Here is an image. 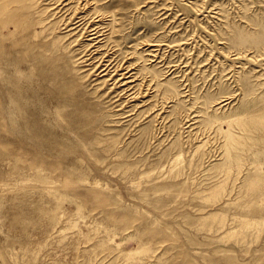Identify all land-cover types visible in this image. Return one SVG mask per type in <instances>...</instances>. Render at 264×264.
Returning a JSON list of instances; mask_svg holds the SVG:
<instances>
[{"label": "rangeland", "instance_id": "374dc122", "mask_svg": "<svg viewBox=\"0 0 264 264\" xmlns=\"http://www.w3.org/2000/svg\"><path fill=\"white\" fill-rule=\"evenodd\" d=\"M108 1V10L121 17L114 26L120 29L115 37L122 49H146L141 43L147 39L167 44L149 64L156 62L153 67L178 84L183 104H169L164 116L170 121L159 123L154 115L141 116L134 102L118 111L124 98L114 103L113 95L99 88L97 76H86L71 56L54 48L21 49L14 61L25 70L21 84L31 85V100L16 121L0 111V264H123L131 257L141 264H264V177L251 183L233 178L246 168L249 173L255 166L264 169V141L248 142L241 168L233 166L226 181L220 140L212 137L205 159L201 155L198 165L189 166L192 147L202 136L197 138V124L194 131L181 129L192 113L213 107L222 106L217 117H225L254 102L264 106V0H203L200 14L192 7L195 0ZM103 20L111 28L110 19ZM242 51L250 57L236 56ZM11 99L0 97V109H7ZM131 112L133 117H126ZM180 150L188 167L177 179L160 180V166ZM44 179L63 191L59 203L44 193ZM166 183L173 187L154 188Z\"/></svg>", "mask_w": 264, "mask_h": 264}, {"label": "bare ground", "instance_id": "6f19581e", "mask_svg": "<svg viewBox=\"0 0 264 264\" xmlns=\"http://www.w3.org/2000/svg\"><path fill=\"white\" fill-rule=\"evenodd\" d=\"M205 1L206 0H204V2ZM107 2H110V1H108V0H0V87L1 86L4 87V88H0V91H3V92H1L0 97L3 100L8 99V98H10V99L12 98L10 101V106L7 109H5V110L0 109V111H2L3 114H7L8 116H10V118L13 121H16L18 119V117L19 118L23 117V110H24L23 105L27 104L28 101L31 100L30 95H27L28 94L27 88H30L31 85L26 84V82H23L21 84V79L24 76H26L25 70L18 67V64H21L19 61H14V60H16V54L19 53L21 51V49H23L25 47H32L34 50L37 49L38 51L44 50L45 48H49V50L53 49V48L56 50L58 49V51L60 50V53H59L60 55L71 56V63L72 64H74V65H76L77 63H79V65L82 64V67H83L82 69H84L83 71L87 72L86 76H89V75L94 73V75L97 76V78L95 79L96 81H98L97 84H100V85H98L99 88H100V86L104 87V90L105 89L107 90L104 92L105 94L110 93L109 96L113 95L112 99L113 98L116 99L114 103L121 100V98H119V97L124 98V100L120 104L118 103V105H117L119 107L118 111L124 110L126 108V106H125L126 103L129 104V102L130 103L134 102V103H136L133 106L134 110L135 109H137L136 111L141 110V112H139V114L141 113V116L143 115L145 117H148L150 115L151 116L154 115L155 122L158 121L157 123H159L160 119H162V120H166V118L168 120L170 119L169 118L170 115L168 117L164 116V112L165 113L167 112V109H169L168 107H170L168 105L171 104L172 102H175V103L180 102L183 104V101L182 100L180 101L179 99H182L181 97H183V96H181V95H183L184 93L182 94L181 92H179V88L177 86L178 84H176L175 81L167 80L164 77V74L162 73V71L160 72V71L156 70L155 67H153V65H155V63H156L155 61H154L155 62L154 64H149L150 61H152L154 58H156L158 56L159 50L162 49L167 44L161 40L147 39V40L143 41V43H141L147 47L146 49H142V50H138L137 48H134L133 50L122 49V44L115 37V34H119L120 29L117 28V29H119V30H117L115 28L116 26H114V25H116L114 23L122 22V21H120L121 17L119 20V18H117L116 11L108 10V6L106 5ZM111 2H112V0H111ZM192 2H193V0H192ZM191 4H192V7L194 8V10L199 14L202 13L205 9L204 8L205 5L203 3V0H195V2H193ZM115 6H117V5H115ZM176 7H178V6H176ZM208 8H209V6H208ZM170 9H171V7H170ZM213 9H214V7H213ZM116 10H118V9H116ZM179 10H182V9H179ZM135 11H139V10H135ZM122 12H123L122 14H124V11H122ZM119 13H120V11H119ZM25 15H28L27 17L29 19ZM183 15H184V13H183ZM102 19H110L109 23H111L110 24L111 28L109 27V24L104 22V20H103V23H100V22H102L101 21ZM117 19L120 22L119 21L117 22ZM192 22L194 23L195 20ZM27 24L28 25L31 24V25H33V27L31 29H25V26ZM195 26H196V24H195ZM58 29H61L62 31L63 30H66V31H63L62 33H60V32H57ZM195 31H197V30H195ZM195 35H194V37H195ZM190 38H192V37H190ZM82 39H85V40H82ZM196 40H197V37H196ZM181 42L183 43V41H181ZM176 43H178V42H176ZM176 43H173V44H176ZM180 43L178 44V46L181 45ZM185 43H186V41H185ZM197 43H198V41H197ZM193 44H195V43H193ZM139 46H140V43L138 45H136V47H139ZM172 46H174V45H172ZM128 47H131V46H128ZM131 48H133V47H131ZM166 48H168V47H166ZM184 49H185V47H184ZM167 50H169V49H167ZM180 50H182V49H180ZM238 51H239V49H238ZM118 52H120V54ZM242 52H239L236 56L250 57L246 53L247 51L246 52L242 51ZM163 55H165V54H163ZM182 59H183V57H182ZM248 59L252 60L251 58H248ZM159 61H160V59H159ZM163 64H164V62H163ZM186 64H185V66H187ZM175 65H177V64H175ZM263 66H264V64H263ZM31 69H35V67H32ZM8 70H12L11 80H8L6 77ZM31 72H34V71H31ZM32 75H33V73H32ZM53 76H54V74H53ZM183 77H185V75ZM187 78H189V77H187ZM183 79L184 78H182V80ZM7 84H9L8 88H7ZM187 85H189V84H187ZM4 89H5V91H4ZM190 93H191V91H190ZM190 93H188V94H190ZM94 94H95V91H94ZM7 95H8V97H7ZM59 95H61V94H59ZM248 95H250V94H248ZM188 99H189V97H188ZM251 101H253V100H251ZM187 103H188V101H187ZM188 104H186V105H188ZM262 105H256V103L254 102V104L252 106L254 108L248 107L249 109L246 108L247 110L242 109V111L239 110V112L235 115H228L225 117H219V116L217 117V115L219 113L218 111L222 109V106L218 107V108L212 106L214 108V110H211L212 108H210L209 111L202 112V113L200 112V114H196V115H194V113H192L193 115L191 118H189L191 114L188 115L189 119L185 120L187 122L186 123L187 126L186 127L183 126L184 128L182 127L181 129L185 130L186 128H191L193 130L192 127L197 124L195 129L197 128V132H198V130L200 132V134L198 132L197 138L199 136H202L201 140L197 141L195 143L194 147H192L193 149H192V153L188 159V165L191 166L194 163H196V165H198L200 162L199 157L201 155H204V159H205V156L207 155V148H209L208 147L209 140H212V137H213L217 140H220L219 146L222 149V161H223V164H222L223 169L221 172L225 171L226 172L225 175H227L228 173L229 174L231 173V169L233 168V166H237L238 169L241 168L242 160H243V156L241 154V151L245 150V147L248 146V142L251 141L255 145V143L264 141V135H262L264 133H262L260 135L258 134L259 132L264 130V106H262ZM178 106H181V105L179 104ZM192 107H190L191 108L190 110H194V106H192ZM26 108H27V106H26ZM183 108H185V106H183ZM58 109H59V107L56 108V112L58 111ZM115 109H117V108H115ZM24 111H27V109ZM170 111L168 110V112H170ZM181 111H183V110L181 109ZM125 112H127V111H124L123 113H125ZM132 112H135V111H132ZM132 112H131V114H128L127 116L126 115L125 116L126 117H129V116L133 117ZM186 112H187V110H186ZM195 112L198 113V111H196V110H195ZM123 113H122V115H123ZM36 114H37V112H36ZM174 114H176V112ZM131 117H130V119H131ZM174 118H175V116H174ZM178 118H180V117H178ZM186 118H187V116H186ZM58 121H60V120H58ZM165 123H167V122L164 121V124ZM177 123H178V121H177ZM226 123H227V125H225ZM61 124H63V123H61ZM180 124H181V122H180ZM183 125H184V123H183ZM77 126H79V125H77ZM161 126H162V128L165 127L163 125H161ZM167 126H168V123H167ZM176 126H178V125H176ZM80 128H78V129H80ZM181 129L179 130L180 134H181V131H183ZM191 129H189V130L191 131ZM165 130H167V129H165ZM173 130H175V128H173ZM190 131H188V132L190 133ZM151 132H150V134H152ZM168 132H170V130ZM168 132H167V134L169 135ZM143 134H144V131H143ZM162 134H163V132H162ZM102 135H103V133H102ZM147 135H149V132ZM158 135L159 134H157V136ZM168 135L166 137H168ZM154 136H153V138H154ZM171 136H173V135H171ZM181 136H182V134H181ZM26 137H27V135H26ZM119 138L120 137H118L117 140ZM150 138L151 137H149V143L151 141ZM159 138H161V137H159ZM170 139H172V138H170ZM195 140L196 139H194V141ZM94 141H99V136L96 137ZM111 141H113V140H111ZM115 141L116 140H114V143H115ZM124 142H126V141H124ZM163 143H164V141H163ZM166 143H168V142H166ZM187 143H188V141H187ZM116 145L117 144H115V146ZM190 145H192V144H190ZM88 146H90V145H88ZM186 146L187 145H185V147ZM83 149H85V148H83ZM112 149H114V146ZM52 151H53V149H52ZM187 151H188V149H187ZM109 154L110 153H108V155ZM183 155L184 154H182V151L180 150L179 153H177L175 155L176 157H174V159L169 158L170 160L169 161L167 160V163H166L167 170L165 169V166H166L165 164H162L160 166V174L163 173L162 176L159 177L160 180L161 179H172V180H174V179L179 178L182 175L184 169L188 167V165H185V162L182 161V158L184 157ZM211 155L212 154H210L207 157V160L212 158L213 155L212 156ZM164 156H165V154H164ZM135 158H136V156H135ZM77 160L81 161L83 159L81 157H77ZM117 163H119V162H116V164ZM183 164H184V166H183ZM252 166H255V165H251V167ZM255 167L257 169L253 173H249L250 170H248V168H246L245 172L243 174L238 175V173L241 172L240 171L237 173L238 176L233 177V178L238 179L242 176L243 179L245 178L244 179L245 183L246 182L251 183V182L255 181L256 179L260 178L261 175L263 178L264 177V169L261 170L260 167H257V166H255ZM162 169H165L166 172H163L164 170H162ZM242 169H243V167H242ZM39 171H42V170H39ZM151 174H152V172H151ZM229 174L226 177V181H228V179L231 176ZM147 175H148V173H147ZM149 175H150V173H149ZM144 177L145 178L147 177L146 174L144 175ZM149 177L150 176H148L147 178H149ZM48 179H44V182H43V183L47 184L43 188L44 193L53 194L54 196H56V198L55 197L54 198L57 199V201H58V202L57 201L56 202L59 203L60 199L64 193H63V191H59L57 188H55V186H54V185H56L55 181H51ZM186 179L187 178H185L184 181H181L182 184L186 182L185 181ZM135 181L131 183L133 186L136 185ZM187 181H188V179H187ZM40 182H42V181H40ZM141 182H143V181L141 180ZM234 182H235V180H234ZM43 183H40V184H43ZM171 183H166L164 185H155L154 188H163V187L171 188V187H173V185ZM136 187L134 186V188H136ZM63 215L64 214L62 213L61 217L58 219V223L63 220L62 219ZM245 221H243V222H245ZM54 229H56V228H54ZM79 231L81 232V229H79ZM88 241H87V243H88ZM83 242H85V241H83ZM118 245H120V243H118ZM131 252H134V251L132 250ZM131 252L127 251V253H128L127 255H130V257H131ZM124 257L127 259L126 256H124ZM102 258H103V256L101 257V259ZM132 258L133 257H131L130 259L132 260ZM136 258H137V256H136ZM104 259H106V256ZM130 259H127L129 261H127V263L126 262L125 263L126 264H141V262H142V261L141 262L138 261L139 259L133 260V261H130ZM104 262H105V260H104ZM125 263H123V264H125Z\"/></svg>", "mask_w": 264, "mask_h": 264}]
</instances>
